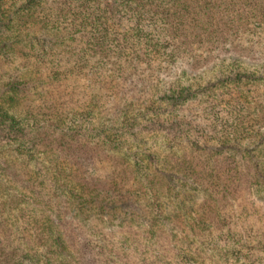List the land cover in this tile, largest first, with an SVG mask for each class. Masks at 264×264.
<instances>
[{
  "label": "trees",
  "instance_id": "obj_1",
  "mask_svg": "<svg viewBox=\"0 0 264 264\" xmlns=\"http://www.w3.org/2000/svg\"><path fill=\"white\" fill-rule=\"evenodd\" d=\"M193 59L212 61L203 82ZM177 63V78L142 99L138 81L149 72L171 76ZM69 81L82 83L83 96L92 90L91 105L70 104ZM204 94L220 149H188L238 154L236 236H215L231 227L219 209L213 216L219 201L210 192L223 181L175 163L159 167L157 130L185 134L189 124L177 112ZM87 132L106 152L102 160L44 155L45 141L62 150ZM85 161L95 168L83 170ZM100 164L110 172L98 179ZM180 182L188 185L175 191ZM159 185L182 207L200 201L178 215L172 204L168 216ZM257 203L264 204V0H0V264H264ZM113 229L119 238L109 237ZM130 233L140 238L132 247Z\"/></svg>",
  "mask_w": 264,
  "mask_h": 264
},
{
  "label": "rangeland",
  "instance_id": "obj_2",
  "mask_svg": "<svg viewBox=\"0 0 264 264\" xmlns=\"http://www.w3.org/2000/svg\"><path fill=\"white\" fill-rule=\"evenodd\" d=\"M65 27V26H64ZM65 31V30H64ZM192 61L190 62H186L184 65H187L188 63L191 64ZM212 61H209V59H206L205 61H200V60H195L193 59V63H192V72L194 74V76L196 75L195 81L200 83L205 81L206 79H208V74L204 73L205 72V65H207L208 67L211 65ZM179 64H175L173 69L171 71H173L172 75L169 76H165V75H161L158 76L155 72H149L146 73L144 76L142 77L141 80L138 81L136 88H141V86H143V88L141 89V95H142V99L144 98H149L151 95L154 94V90L152 89L153 87H162V85L164 84H168V78H170V80H174V78H177V75L180 73V69L178 68ZM193 76V77H194ZM190 79V78H189ZM69 85V86H68ZM67 85V87L64 90V94L66 95L67 98H71L74 101H71V105L74 104V102H78V104H80V101H88L87 103L90 104V97L91 95H93L92 90L88 89V86L85 87V91L86 95L83 96V94L80 93V88L82 83L80 81H77V85H79V87H77V89L75 88L74 85H76V82L74 83V88L72 87V82ZM71 87L74 91L71 90ZM134 88V85L133 87ZM91 89V86H90ZM72 92V94H70ZM90 95V96H87ZM209 96V95H208ZM141 100V99H139ZM211 98L210 96L207 97V94H204L203 96L197 98V101L193 100L190 103L187 102V104L182 107V110H179L177 113L179 115L180 118H182L184 121H186V123L189 124L190 128H183L180 130L181 133H185V134H181L178 135L177 133H179V131L177 132L176 130L171 132L168 131L167 129H162L161 132L158 131V133L160 134V136L162 138H164V141L158 142L157 145L159 147V149H157L159 151L158 153V161H159V167L164 169V168H168V164H173L177 165V167L179 168L180 171H189L192 169H194L195 173H198V176L205 181L208 180H220L223 181L222 182V187L219 188V193L218 194H213L210 192V195L213 196V198H215L216 201H219V203L217 202V204L213 205L214 208V214L213 216H216L219 211L221 212V215L224 216V219H230L229 222L231 224L230 227V231H226V230H222L219 231L218 233H216V237L219 238H225L231 235L236 236L237 234H239L238 231V227L239 224L237 217H236V209L234 207V203L236 201V194L239 192V190L237 189V186L241 183L238 182L236 183L235 181L233 182V176L235 173H239L241 172V168L238 166L237 164V155L238 154H234V152L232 150H228L225 151V154L222 156V158H214V155L211 154H196V153H192V149H188L189 146V142H194V143H201L203 145H206L209 149H213V148H217V144L219 143L218 141V132L217 130H215L214 132H212V130L209 128V126L212 124L210 123V121L208 120V118H204V115L206 116V110L208 109V104L210 103ZM91 105V104H90ZM136 107H141V103L140 101H138L136 103ZM138 108H135V110ZM47 113V112H46ZM108 112H105V114ZM103 114V112H101V115ZM143 127V124H140ZM135 128V127H134ZM141 128V127H140ZM196 129H199V131L197 132ZM140 131V129H139ZM138 131V135H140ZM48 133V132H47ZM170 133V134H169ZM84 138H82L81 140V144H79L78 146H66L64 147L62 150H59L58 147H55L56 145L51 142V141H45L44 142V155H46L47 157H53V156H57L60 157L61 159H64L65 161L68 162V160L70 158H72L75 155H82V154H94V156L99 155L100 159L102 160L105 156H106V152L103 150L101 151H97L96 148L94 149L93 147V143H95V140L92 139L93 134L92 132H87L84 134ZM141 136V135H140ZM176 137L175 141L173 143H171L172 145H169L171 148V150L165 148L167 142L166 139H170V137ZM173 137V138H174ZM46 138V137H45ZM49 139V136L48 138ZM177 139V140H176ZM216 140V141H215ZM129 144L130 146L132 145H136V143L134 144L133 142H131L129 139ZM187 141V144L184 143ZM181 142V144L179 143ZM50 143V144H49ZM184 143V144H182ZM141 145V144H139ZM83 146V147H82ZM71 149L73 150V152L71 151ZM218 150L220 149L219 147L217 148ZM96 150V151H95ZM81 152V153H79ZM224 153V152H223ZM86 157H88L87 155H85ZM108 156V155H107ZM68 159V160H66ZM84 166H83V170L85 168H87L89 170V172L92 170V168H95V166H92L89 161H85L83 162ZM92 163V162H91ZM190 166V168H189ZM99 171H101L98 174V179H100L103 175H107L110 172V169L108 168L107 165L105 164H100L96 167ZM164 169V170H166ZM180 174H182L180 172ZM76 177H81L78 176L77 174L75 175ZM227 176H231V184H229L228 182H226L224 179ZM93 178V177H92ZM183 178L188 179V176H184ZM224 178V179H222ZM95 179V178H93ZM91 181V180H90ZM101 181V180H96V182ZM87 183L89 184L90 182L87 181ZM92 183V182H91ZM89 185H92V184ZM188 185V183H184V182H180L177 184V186H175V191H182V187H186ZM10 188H13L14 185L13 183H10L8 185ZM158 188H161L160 192V198H162L163 202H166V204L163 206V210H164V214L168 215L170 213H172L173 209L171 210L172 204L174 206V210L176 212H174V214L177 213V215L181 212H186L188 211V208H195L196 203H198V201H200V197L197 196L198 200L195 202V204H186L184 207L180 206L179 201H174L172 199H170V197L167 196V192L159 185ZM186 196H188L189 198H191L190 193L186 192ZM142 200L143 198L141 197L140 199V203L142 204ZM167 204H170V207H167ZM258 206H261V210L258 211L259 215L262 214L264 216V204L262 203H257L255 205V207H253V209L257 208ZM180 207L182 208L181 210ZM166 208H170L168 210H166ZM219 209V211H217ZM250 212H254L252 209H249ZM257 214V213H256ZM256 214L254 213L252 216L255 215L254 220L257 221V217ZM233 215V217H232ZM192 216L194 217V213L192 214ZM211 216V217H213ZM215 219H219L217 216ZM93 223H95L94 221H92ZM253 222V221H252ZM254 223V222H253ZM264 223V222H263ZM68 224V223H67ZM88 229H90V232L96 236L97 233V229L93 228V224H88ZM255 225V224H253ZM262 231L264 232V228H262L261 226H259ZM87 229V230H88ZM87 230L85 231H79L77 230V234L83 232L86 236L88 234ZM139 231H141V229H138ZM131 231H133L132 233L136 232V229H131ZM252 231H254L252 229ZM109 233V232H107ZM122 232H118V229H113L112 230V234L115 235H111L109 237H113V238H119L120 236L118 234L121 235ZM130 233V236L128 237L129 242L127 243L128 245H130V247H132L134 245V240L140 239L138 237H134L132 236ZM196 234H201L198 231H195ZM69 236L71 235V233L68 234ZM76 235L71 236L74 237ZM125 234H123L122 236H124ZM127 250H131V249H127ZM130 260L132 261L134 256L132 254H128Z\"/></svg>",
  "mask_w": 264,
  "mask_h": 264
}]
</instances>
